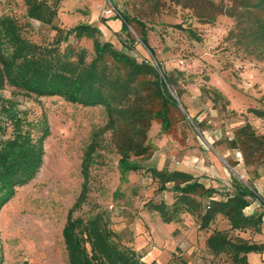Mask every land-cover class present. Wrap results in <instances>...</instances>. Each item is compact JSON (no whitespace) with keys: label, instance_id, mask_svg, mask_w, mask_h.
<instances>
[{"label":"rangeland","instance_id":"obj_1","mask_svg":"<svg viewBox=\"0 0 264 264\" xmlns=\"http://www.w3.org/2000/svg\"><path fill=\"white\" fill-rule=\"evenodd\" d=\"M26 9L22 0H0V17L13 16L27 39L39 45L53 43L57 32L29 20ZM111 9L113 15L108 14ZM118 11L142 17L153 27L148 38L155 58L133 30L130 37L136 42L132 41V48L126 46L129 37L121 31V22L115 18ZM191 15L172 0H164L159 13L139 2L135 4V0L61 1L56 13L58 27L64 30L80 25L98 28L102 34L100 40L111 43L116 50L139 62L148 60L155 65L160 62L168 74L176 77L181 102L190 115H185L187 120L180 122L171 133L163 132L161 125L154 122L149 132L153 156L133 158L131 161L143 169L122 177L112 132L104 130L110 119L106 108L73 105L57 97L27 98L13 88L6 89L3 98L16 102L18 109L30 118L47 114L51 137L46 142V161L38 177L20 188L1 211L2 264H69L63 229L70 210L77 206L85 190L84 184L87 185L86 200L76 208L75 217L87 221L99 213L104 215L122 243L134 250L143 263L231 264L228 256L210 254L206 245L214 230H229L221 217L208 230H201L199 222L190 215H182L180 223L167 225L158 213L147 207L151 200L159 203L173 199L170 191L157 192L158 183L150 177L147 168L188 172L219 194L229 192L233 176L255 182L259 179L257 174H264L263 166H245L242 154L229 150L226 143L237 129L248 123L257 134H264V120L251 112L264 111V59L249 55L227 39L233 26L230 18L220 16L214 23L203 25L196 19L189 21ZM191 22L201 37L199 42L174 27L188 26ZM69 43L76 50H86L89 60L92 58V41L70 37ZM203 88L218 90L229 105L215 106L207 97H202ZM190 117H196L201 128ZM93 142L100 145L96 162L86 178L84 156ZM215 199L220 200L221 196L216 195ZM245 212L264 214V207L253 203ZM257 235L252 230L231 233L234 238L264 243V223L260 236ZM250 262L264 264V254L251 255Z\"/></svg>","mask_w":264,"mask_h":264},{"label":"trees","instance_id":"obj_2","mask_svg":"<svg viewBox=\"0 0 264 264\" xmlns=\"http://www.w3.org/2000/svg\"><path fill=\"white\" fill-rule=\"evenodd\" d=\"M22 1L27 7L26 17L53 28L57 38L51 44L33 43L23 35L22 27L13 16L0 17V214L17 191L40 174L47 156L46 142L51 137L47 114L30 118L28 113L18 109L16 102L3 98L6 89L13 88L27 98L57 97L73 105L106 108L110 119L104 130L112 132V143L120 155L118 167L122 177L143 169L131 161L133 158L153 156L149 132L154 122L161 125L163 132L171 133L180 122L187 120L185 115H190L181 102L182 93L176 77L168 74L160 62L156 65L148 60L139 62L124 51L116 50L111 43L100 40L102 34L98 28L80 25L61 29L55 23L62 0ZM163 1L135 0V4L139 2L159 13ZM172 1L192 13L189 21L196 19L207 25L220 16L230 18L233 26L227 39L249 55L264 59V0ZM115 18L121 22V31L129 37L126 46L132 48V41L136 42L130 37V30H133L151 56L156 57L148 38L153 27L144 18L120 11ZM191 25L192 22L188 26L174 27L192 40L201 41ZM70 37L93 42L94 53L90 60L86 50H76L70 45ZM202 97H207L215 106L223 103L226 108L229 105L222 93L213 88H203ZM251 112L264 120V111ZM190 118L198 129L201 128L196 117ZM226 143L229 150L242 154L245 166L264 167V134H257L251 124L237 129ZM99 145L93 142L85 153L83 174L86 178L96 162ZM227 166L232 167L229 163ZM147 171L158 183L159 194L170 191L173 195L171 202L151 200L147 203L164 224L180 223L182 215H190L199 222V229L208 230L221 217L228 223L229 230L216 229L207 238L210 254L228 256L231 264H251L250 254H264V244L231 236L238 231L261 232L264 214L245 213L255 201L264 207L254 179L245 181L233 176L229 192L219 194L185 171L155 167ZM260 176L257 174L258 178ZM86 186L84 184L83 189L87 190ZM85 190L77 206L70 210L63 229L69 264H145L134 250L122 243L104 215L99 213L87 221L75 217L76 208L86 200ZM216 195L221 199H215ZM2 262L1 256L0 264Z\"/></svg>","mask_w":264,"mask_h":264},{"label":"crops","instance_id":"obj_3","mask_svg":"<svg viewBox=\"0 0 264 264\" xmlns=\"http://www.w3.org/2000/svg\"><path fill=\"white\" fill-rule=\"evenodd\" d=\"M200 182H201V180H200ZM201 183H202V182H201ZM202 184H203V183H202ZM254 185H255V188H256V190H257L259 196H260V199L263 200V203H264V174H263V173H261L260 178L254 182ZM253 203H254V204L256 203V204L262 206L261 202H259V201H255V202H253ZM253 203H252V204H253ZM262 207H263V206H262ZM249 208H250V207H249ZM247 209H248V208H247ZM245 213H246V212H245ZM252 214H254V213H252ZM252 214H247V215H252ZM261 232H262V228H261ZM261 232H260V233H257V234H258L257 236H260ZM255 243H256V242H255ZM257 244H264V243H257ZM251 255H256V254H250V255H249V262H250V257H251ZM250 263H251V262H250Z\"/></svg>","mask_w":264,"mask_h":264},{"label":"built area","instance_id":"obj_4","mask_svg":"<svg viewBox=\"0 0 264 264\" xmlns=\"http://www.w3.org/2000/svg\"><path fill=\"white\" fill-rule=\"evenodd\" d=\"M108 14L113 15L114 14V11L111 9V10H109Z\"/></svg>","mask_w":264,"mask_h":264},{"label":"water","instance_id":"obj_5","mask_svg":"<svg viewBox=\"0 0 264 264\" xmlns=\"http://www.w3.org/2000/svg\"><path fill=\"white\" fill-rule=\"evenodd\" d=\"M180 107L183 108L182 105H180Z\"/></svg>","mask_w":264,"mask_h":264}]
</instances>
